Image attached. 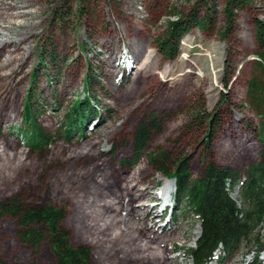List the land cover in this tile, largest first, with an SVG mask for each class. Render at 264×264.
Returning <instances> with one entry per match:
<instances>
[{"label":"rangeland","instance_id":"1","mask_svg":"<svg viewBox=\"0 0 264 264\" xmlns=\"http://www.w3.org/2000/svg\"><path fill=\"white\" fill-rule=\"evenodd\" d=\"M202 2L216 6L214 27L209 31L190 29L179 42L177 57L164 59L155 49L153 39L162 33L169 12L187 14L192 9L204 12ZM246 2L245 7L235 11L232 33L222 39L219 32L225 25L224 0H0V48L8 53L13 51L11 55L15 58L10 68L0 69V77L10 72L8 69L17 75L12 86L15 89L8 92L0 81V200L18 197L25 204L51 202L62 208L65 212L62 226L69 232L70 241L88 245L93 264H149L145 260L111 258L95 247L88 235L77 234L70 223L72 202L62 196L63 191H53L56 177L52 173H76L80 175L78 181L84 182L91 176V160H81L71 167L58 158L82 144H89L91 148V144L111 133V125L124 127L125 131L109 143L101 141L100 147L102 150L116 148L118 155L132 141L139 122L153 116L156 125L148 145L161 147L174 156L189 155L192 178H201L204 164L213 161L221 168L235 170L242 181L246 166L258 158L262 119L247 99V83L253 77L262 76L256 64L258 46L253 19H264V0ZM110 35L115 39L120 37L115 41L120 57L112 62L114 72L108 71L105 58L109 57V51L105 50L104 42ZM134 41L144 44L145 50L140 54V48L135 47V57L139 58L133 63L129 50ZM15 46L21 49L14 52ZM6 57L0 59L4 61ZM125 59L132 61L131 72L141 64L143 82L147 81L126 105L122 96L130 90L134 75L124 76L128 74ZM186 63L193 70L187 72L190 77L181 80L180 75L190 68ZM119 84L122 85L117 92ZM66 87L69 92L65 96ZM165 92L170 93L167 101ZM27 94L37 122L49 133V142L42 148L27 146L20 133L24 127L23 106ZM79 100L84 101V107L91 106V110L82 114L84 121L80 128L65 137L62 126ZM191 110L204 111L212 120L211 127ZM4 111L9 113L12 122L3 123ZM100 117L105 118L101 124ZM209 134L212 141L208 139ZM133 144L134 141L121 165L140 158L152 170L155 184L128 181V200L119 206L120 229L128 234L138 231L143 247L151 250L160 264H191L186 249L194 246L197 239L194 236L200 227L186 211L183 195L177 190L174 191L177 202L162 220L157 215L159 207L150 208V200L156 195L154 186L167 178L156 172L147 160V153H137ZM55 159L58 160L53 168L50 162ZM84 174L86 177L82 178ZM57 182L61 186V181ZM77 185L74 181L72 189L78 190ZM239 189V185L235 186L231 194L235 200L240 197ZM171 219L177 221L168 225ZM16 227L13 219L2 220V257L18 263L34 259L48 261L51 257L48 244L43 242L35 254L19 242ZM254 235L263 241L264 223ZM257 247L252 235L242 244L239 253L228 255L216 251V257L207 264L254 262ZM256 261L264 264V252L258 254Z\"/></svg>","mask_w":264,"mask_h":264},{"label":"trees","instance_id":"2","mask_svg":"<svg viewBox=\"0 0 264 264\" xmlns=\"http://www.w3.org/2000/svg\"><path fill=\"white\" fill-rule=\"evenodd\" d=\"M202 3H204V12H199L197 9H192L187 14L169 12V18L166 20L162 33L153 39L155 49L164 59L172 60L177 57L180 48L179 42L190 29L196 27L201 31H209L214 27L217 18L216 6L215 4L208 5L206 2ZM246 5V0H224L225 25L219 32L222 39H225L233 31L235 11ZM253 25L254 39L258 46L256 64L261 70L262 76L260 79L253 77L247 83V99L262 119L259 127L260 150L258 158L246 166L243 172L244 179L240 181V176L235 170L229 167L221 168L213 161L204 164L201 178H192L190 171L192 158L189 155L179 153L174 156L161 147L148 145L149 137L156 125L153 116L139 122L133 132L132 141L127 142L128 145L124 146L126 148L123 152L117 155L116 148L102 150L101 141L104 140L105 144L109 143L115 135L125 131L124 127L111 125L113 127L111 133L94 145L91 144V148H89V144H82L77 150L58 158L66 161L71 167L81 160H91L89 179L79 182V174L52 173V176L56 177L53 179V191H63L62 196L72 202L70 223L77 230V234L88 235L91 243L102 249L111 258L121 261L145 260L149 264H160L151 254L152 251L143 247L138 231L128 234L120 229L118 223L119 206L128 200V181L133 179L139 185L155 184L152 170L140 158L135 157L128 165H121L123 156L129 154V149H132L134 141L136 152H146L147 160L156 172L159 171L165 177L174 180L175 189L183 195L185 200L186 211L195 217L200 227V234L194 246L186 249L191 264H207L214 258L216 251L228 255L237 254L242 244L252 235L258 246L254 252V262L242 263L259 264L256 257L260 251L264 250V238L261 242V238H258L254 233L264 223V19L255 17ZM119 39V36L115 39L114 35H110L104 42L105 50L109 51V57H105L108 60H106L109 65L108 71L114 72L112 62L120 57L118 47L115 46V41ZM135 42L131 43L129 50L133 63L139 58V56L135 57V47L140 48V54L145 50L144 44L140 45ZM2 49L3 47L0 48V58L5 55L7 57L4 61L0 59L2 60L0 69L5 71L6 67L10 68L9 65L15 61V58L11 55L13 51L8 53ZM20 49L21 47L15 46L13 50L15 52ZM24 63L27 66L28 63ZM140 65L133 69V73L124 75H134L133 79L131 78V82H133L130 90L122 96L125 105L130 103L133 93L147 82H143L141 75L143 70ZM186 66L190 67V64L186 63ZM189 69L180 75L181 80L190 77L187 72L192 73V68ZM8 70L10 72L0 77L3 87L7 89L5 92L15 89L12 86L17 81L16 72L12 69ZM89 83L87 80V84ZM121 85L117 86V92L120 91ZM68 92L69 89L66 87L65 96ZM14 95H16V91ZM27 95L28 99L23 106L24 127L20 133L27 146L42 148L49 142V133L37 122L29 104V94ZM163 95L165 101L170 97V93L165 92ZM86 97L88 96L86 95ZM83 102L79 100L75 103L72 115L63 124L65 137H68L76 128H80V124L84 121L82 114L91 110V106L84 107ZM191 112L195 117L200 118V121L204 122L206 126L208 123V128L211 127L212 120L204 111L191 110ZM103 119L105 118L98 119L99 124ZM10 121L12 122L9 113L4 111L3 123ZM131 123L133 124V122ZM208 139L212 141L210 134ZM58 159L50 162L53 168ZM81 177L85 178L86 175H81ZM57 181H61V186L57 185L59 184ZM74 181L78 182V190L72 189ZM237 185L240 186V197L235 200L231 194ZM64 215V210L51 202L32 205L21 202L18 197L0 200V225L5 217L15 220L16 236L19 242L30 248L35 254L39 253L43 242H46L51 256L45 262L34 259L28 263H18L6 261L0 254V264H93L91 248L86 244H73L70 241L69 232L62 226ZM248 253L250 252L246 254Z\"/></svg>","mask_w":264,"mask_h":264},{"label":"bare ground","instance_id":"3","mask_svg":"<svg viewBox=\"0 0 264 264\" xmlns=\"http://www.w3.org/2000/svg\"><path fill=\"white\" fill-rule=\"evenodd\" d=\"M132 60V59H131ZM131 60H127V64H126V72L129 74L131 65H132V61ZM175 184L173 182V180H168L167 182H165V185L162 187V190L160 191V196L163 198V202H162V206L161 208H158L157 211L159 214H157L160 218V220H162V217L165 215V213L167 212V210L171 209L175 206L176 203V198H175ZM174 193V194H173ZM159 198L157 195H155L154 199H151V207L150 208H154L157 206L156 201H158ZM173 203V206H172ZM158 207V206H157ZM177 221V220H176ZM176 221L173 222V220L171 219L170 221H167L168 225L175 223ZM166 222V221H165ZM164 223V222H163ZM200 232L196 233L194 236V239L198 238Z\"/></svg>","mask_w":264,"mask_h":264}]
</instances>
